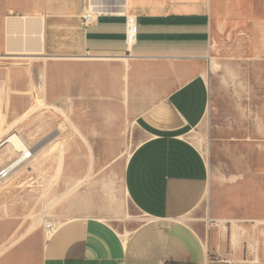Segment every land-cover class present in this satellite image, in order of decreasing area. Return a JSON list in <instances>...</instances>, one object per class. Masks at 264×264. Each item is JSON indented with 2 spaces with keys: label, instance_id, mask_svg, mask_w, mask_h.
<instances>
[{
  "label": "crops",
  "instance_id": "0c3cea01",
  "mask_svg": "<svg viewBox=\"0 0 264 264\" xmlns=\"http://www.w3.org/2000/svg\"><path fill=\"white\" fill-rule=\"evenodd\" d=\"M90 1L100 13L84 25L89 0H0V81L11 84L4 101L35 100L23 93L40 74L51 79L45 104L63 99L65 77L69 101H126L143 135L123 173L139 217L124 232L95 217L62 221L38 264H264V193L238 216L222 210L209 200L208 159L191 140L209 109L214 60L264 77V0ZM125 15L137 23L131 57ZM260 130L245 135L264 137ZM16 259L30 264L22 252L4 264Z\"/></svg>",
  "mask_w": 264,
  "mask_h": 264
},
{
  "label": "rangeland",
  "instance_id": "374dc122",
  "mask_svg": "<svg viewBox=\"0 0 264 264\" xmlns=\"http://www.w3.org/2000/svg\"><path fill=\"white\" fill-rule=\"evenodd\" d=\"M214 61L205 75L209 109L191 140L208 159L209 200L238 216L247 202L258 201L264 193V137L245 135L264 129V77L234 73V59ZM36 84L23 93L34 95L35 100L4 101L11 84L0 81V140L17 131L35 147L32 159L0 183V249L8 241L20 239L0 255V264L21 252L30 264H38L44 221L60 224L74 217H95L124 232L139 217L125 192L123 173L143 135L127 115L126 101H69L65 77L60 84L63 99L43 106L45 101L40 98L51 92V79L44 74ZM23 113V120L15 122ZM66 113L89 146L79 139ZM59 145L64 151L57 174ZM15 155L8 147L0 148V168ZM70 185L74 186L71 194L61 198ZM205 210L204 204L202 215ZM255 231L257 228L254 235ZM16 260L19 264L21 259Z\"/></svg>",
  "mask_w": 264,
  "mask_h": 264
},
{
  "label": "built area",
  "instance_id": "2783aa9c",
  "mask_svg": "<svg viewBox=\"0 0 264 264\" xmlns=\"http://www.w3.org/2000/svg\"><path fill=\"white\" fill-rule=\"evenodd\" d=\"M100 13V7L95 4L93 1L89 0L86 11L83 14L82 20L84 25H90L95 22L98 14ZM137 39V23L136 19L133 15H125V43H126V51L125 55L131 57V49L133 45L136 43ZM33 147L28 144H25L22 150L17 151V160L19 161V165H23L32 159ZM16 166L12 163L4 164V171H0V183L8 179L12 173L14 172ZM44 229L51 230L53 232L55 230V226L51 221H44L43 223Z\"/></svg>",
  "mask_w": 264,
  "mask_h": 264
},
{
  "label": "bare ground",
  "instance_id": "6f19581e",
  "mask_svg": "<svg viewBox=\"0 0 264 264\" xmlns=\"http://www.w3.org/2000/svg\"><path fill=\"white\" fill-rule=\"evenodd\" d=\"M39 77L42 78L43 75H39ZM43 106H46V104L45 105L43 104ZM25 144H27V143L23 140V138L21 137V135L17 131H13L12 133H6L5 138H3V139L0 140V148H2V147H8V149L10 151H12L14 154H17V151L22 150L24 148ZM59 146H60V149H59V159H58L59 166H58V169L56 171L57 174H59V172L62 169V163H63L62 159H63V151H64L63 146L62 145H59ZM32 149H33V154L32 155H34V152H35L34 149H35V147H33ZM7 163H10V164L12 163L14 166H16V168H15V170H14L13 173H15L17 171V169H19L22 166V165H19V161L17 160V156H15L14 158H12ZM88 169H90V166H88ZM0 171H4V165L0 168ZM73 188H74V186H71V185L68 186L67 189L62 194L61 198H65V197H67V195H70L71 192H72V190H73ZM52 223L54 224L55 227L59 225V224H57L55 222H52ZM44 234H45V236H44V241H45L47 239V237L51 234V230L44 229Z\"/></svg>",
  "mask_w": 264,
  "mask_h": 264
}]
</instances>
